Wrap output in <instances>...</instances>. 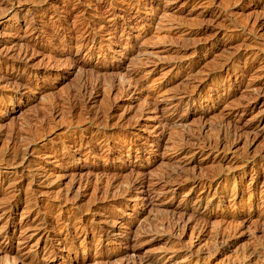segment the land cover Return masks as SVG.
<instances>
[{
    "label": "rangeland",
    "instance_id": "obj_1",
    "mask_svg": "<svg viewBox=\"0 0 264 264\" xmlns=\"http://www.w3.org/2000/svg\"><path fill=\"white\" fill-rule=\"evenodd\" d=\"M0 264H264V0H0Z\"/></svg>",
    "mask_w": 264,
    "mask_h": 264
},
{
    "label": "bare ground",
    "instance_id": "obj_2",
    "mask_svg": "<svg viewBox=\"0 0 264 264\" xmlns=\"http://www.w3.org/2000/svg\"><path fill=\"white\" fill-rule=\"evenodd\" d=\"M218 130V129H217ZM218 132V131H217ZM211 144V143H210ZM9 155V154H8ZM216 175V174H215ZM6 255V254H5ZM110 261V260H109Z\"/></svg>",
    "mask_w": 264,
    "mask_h": 264
}]
</instances>
